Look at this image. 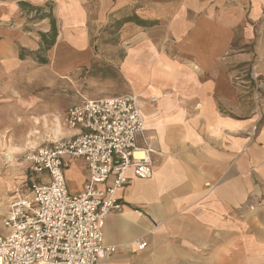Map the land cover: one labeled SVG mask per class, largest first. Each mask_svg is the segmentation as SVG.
I'll return each instance as SVG.
<instances>
[{
    "label": "crops",
    "instance_id": "0c3cea01",
    "mask_svg": "<svg viewBox=\"0 0 264 264\" xmlns=\"http://www.w3.org/2000/svg\"><path fill=\"white\" fill-rule=\"evenodd\" d=\"M55 1L63 18L72 14L48 59L53 54L68 71L90 53L64 37L65 30L83 28L75 15L84 12L83 2ZM116 2L115 9L129 4ZM158 7L156 17L140 14L157 19L154 25L122 26L131 42L119 63L145 120L153 174L140 179L127 170L116 191L122 210L106 216L103 226L104 243L115 250L99 264H264V121L257 123L255 106L241 114V89L229 69L259 57L264 67V0H162ZM17 33L12 65L26 60L18 46L30 47ZM31 41L36 49L38 38ZM64 111L44 141L79 131L63 126ZM65 160L68 190L80 193L85 163ZM11 195H0L1 213ZM137 240H146V248L137 249Z\"/></svg>",
    "mask_w": 264,
    "mask_h": 264
},
{
    "label": "built area",
    "instance_id": "2783aa9c",
    "mask_svg": "<svg viewBox=\"0 0 264 264\" xmlns=\"http://www.w3.org/2000/svg\"><path fill=\"white\" fill-rule=\"evenodd\" d=\"M62 124L79 131L25 153L26 181L0 212V264H99L115 250L104 243L103 226L106 216L122 210L116 191L127 182V170L152 177L154 150L133 93L82 96L65 109ZM66 158L85 163L80 193L68 190ZM146 246L136 241L137 249Z\"/></svg>",
    "mask_w": 264,
    "mask_h": 264
},
{
    "label": "rangeland",
    "instance_id": "374dc122",
    "mask_svg": "<svg viewBox=\"0 0 264 264\" xmlns=\"http://www.w3.org/2000/svg\"><path fill=\"white\" fill-rule=\"evenodd\" d=\"M17 1L0 0V195L3 196L26 181L25 153L47 142L44 137L56 127L57 121L53 118L58 113L79 101L82 96L97 97L128 92L119 71V63L130 45V30L124 31L122 27L116 30V44L96 40L100 34L104 38L108 37L103 27L108 22L110 13L117 10L114 8L116 0H81L84 12L75 15L84 19L83 28L65 30L64 37L69 42L74 39L82 42L90 53L87 60L82 59L68 71L61 70L62 66L56 62L53 54L44 65L37 64L29 57L25 62L17 61L12 65V31H18L24 36V41L30 43L28 50H36L30 49L34 45L31 39L36 37L38 30H45L47 27V20L29 22L35 12L28 14L21 10ZM25 1L41 5L45 1H53V16L59 31L63 20L68 22L72 14L65 11L67 16L64 13L63 18L55 0ZM160 1L162 0H132L131 3L143 5V9L137 5L141 15L156 17ZM131 8L132 5L129 6L130 10ZM92 44H96L95 51ZM92 61L107 67L116 76L90 78L83 68H88ZM262 63L259 57L251 61L233 62L229 66L232 81L241 89V114L248 113L249 108L255 106L257 123L264 121ZM12 69L18 72L13 78Z\"/></svg>",
    "mask_w": 264,
    "mask_h": 264
},
{
    "label": "trees",
    "instance_id": "16d2710c",
    "mask_svg": "<svg viewBox=\"0 0 264 264\" xmlns=\"http://www.w3.org/2000/svg\"><path fill=\"white\" fill-rule=\"evenodd\" d=\"M130 3L128 6L119 8L110 13L108 16V22L104 25L103 31L108 35L104 38L101 34L96 38L98 41H103L104 43L116 44L118 38L115 35L116 30L121 28L125 23H133L139 26H152L158 22L157 19L143 17L137 13L138 4L134 5ZM21 10L27 11L28 14L35 12V14L30 18L29 22H36L47 20V27L45 30H38L35 35L38 38V46L36 50H28L24 47L18 46V56L20 59H25L29 57L32 61L37 64H47L48 63V52L56 43L58 36V27L56 20L53 16V1H45L42 5L32 4L31 2L20 0L18 1ZM132 5L131 10L129 6ZM95 40V39H94ZM94 40L92 42L94 43ZM92 49L95 51L96 44L91 45ZM90 78H96L98 76L103 77H115V73L109 72L107 67L101 66L96 61H92L90 66L83 68Z\"/></svg>",
    "mask_w": 264,
    "mask_h": 264
}]
</instances>
